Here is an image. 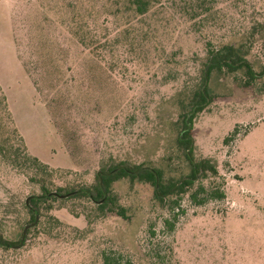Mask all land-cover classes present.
Here are the masks:
<instances>
[{"label": "rangeland", "instance_id": "1", "mask_svg": "<svg viewBox=\"0 0 264 264\" xmlns=\"http://www.w3.org/2000/svg\"><path fill=\"white\" fill-rule=\"evenodd\" d=\"M156 3L124 35L117 25L130 19L100 0H0V92L27 154L54 169L58 185L92 184L110 158L186 175L174 143L176 101L196 82L207 48L233 44L256 72L264 66V0ZM79 25L107 30L113 47H82ZM240 78L211 76L212 101L192 136L196 159L210 160L218 176L196 182L178 210L160 207L148 184L120 181L113 192L126 219L85 200L55 204L20 249L0 248V264H102L103 253L131 264H264V77L249 87ZM11 127L0 111V145L22 149ZM199 184L224 198L194 205ZM35 193L0 155L4 239L21 240L22 201Z\"/></svg>", "mask_w": 264, "mask_h": 264}, {"label": "trees", "instance_id": "2", "mask_svg": "<svg viewBox=\"0 0 264 264\" xmlns=\"http://www.w3.org/2000/svg\"><path fill=\"white\" fill-rule=\"evenodd\" d=\"M104 6L115 7L118 10L114 15L119 20L121 17L130 19L129 23H118L123 27L122 33L129 35L133 30L131 25L132 19H138L139 22H144L150 15L153 14L156 8L157 0H100ZM81 4L84 0H80ZM119 13V14H118ZM119 22V21H118ZM79 33V44L92 50L94 53L106 52L113 45L108 39V31L105 30V36H98L101 32L94 33L89 31L88 26H77ZM97 29L100 27L97 26ZM226 71L231 74L241 75L239 79L244 87H249L264 77V66L259 72L253 69L252 64L240 56L236 47L233 44H221L217 48L209 46L206 52V58L201 64L196 82L190 86L187 91H180L177 97V118L175 121L176 135L174 138L175 149L183 156L184 162L188 168V173L179 178H166L164 171L153 165L146 163H134L126 159L118 160L110 158L106 162H102L99 169L94 175L93 183L88 186L78 185L76 183L60 186L57 184L54 169L39 161L36 157L27 154L23 140L18 134L7 110L5 97L0 92V111H3L8 116L12 124V135L22 144V149L18 147L14 150L7 149L0 145V155L7 159L9 165L19 174L27 178L38 193L34 196L42 198H31L28 204L26 200L22 201V208L28 216L26 225L34 222L36 213L38 221L36 225L29 230H37L43 226L42 218L48 216V213L57 206H62L70 200H85L91 204L96 210L104 215L106 212L115 213L116 216L126 219L127 210L119 205L117 196L113 192V185L120 181H128L129 184L135 183L148 184L152 187L153 200L166 208L168 211L175 212L179 208L181 196L188 192L193 185L208 177H217L218 171L216 166L208 159L197 160L195 157V143L192 136L193 128L198 116L203 113L212 101V96L209 94L208 86L213 72ZM232 136L226 138V143ZM20 147V146H19ZM85 191H81V190ZM79 191V192H77ZM77 192V193H74ZM56 193L58 196L53 195ZM74 193V194H71ZM202 193L201 196L199 194ZM60 198L59 196H66ZM29 197V196H28ZM224 198V193L219 188L206 190L201 184L197 190L190 194L191 202L196 206L205 204L208 200H221ZM27 199V198H26ZM75 217H79L78 213H72ZM88 218V216H87ZM24 224V225H25ZM172 228V224L166 221ZM21 235V234H20ZM10 242L0 235V248L9 250L6 245L19 244ZM102 264H131L121 262V257L114 253H103Z\"/></svg>", "mask_w": 264, "mask_h": 264}, {"label": "water", "instance_id": "3", "mask_svg": "<svg viewBox=\"0 0 264 264\" xmlns=\"http://www.w3.org/2000/svg\"><path fill=\"white\" fill-rule=\"evenodd\" d=\"M81 191H85V190L83 189V190H81ZM77 192H79V191H77ZM77 192H74V193H77ZM74 193H71V194H74ZM52 194L58 196L56 193H52ZM68 196H69V195H66V196H59V197H60V198H65V197H68ZM31 198H42V197H38V196L31 195V196H29V197L26 199L25 203L28 204V201H29ZM37 221H38V214L36 213V217H35L34 222L31 223V224L26 225V226L23 228V231H22V237H21L20 243H19L17 246H13V245H6V246H8V247H10V248H13V249H20V248L23 246L24 242H25V236H26L27 230H29L30 228L34 227V226L36 225Z\"/></svg>", "mask_w": 264, "mask_h": 264}]
</instances>
